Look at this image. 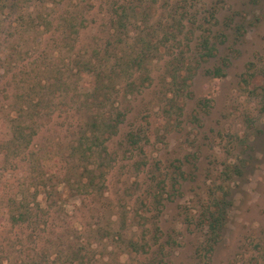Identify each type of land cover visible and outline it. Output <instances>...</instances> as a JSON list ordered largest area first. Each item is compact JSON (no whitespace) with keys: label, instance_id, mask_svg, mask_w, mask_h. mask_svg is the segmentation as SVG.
I'll use <instances>...</instances> for the list:
<instances>
[{"label":"rangeland","instance_id":"1","mask_svg":"<svg viewBox=\"0 0 264 264\" xmlns=\"http://www.w3.org/2000/svg\"><path fill=\"white\" fill-rule=\"evenodd\" d=\"M0 223V264H264V0H0Z\"/></svg>","mask_w":264,"mask_h":264},{"label":"trees","instance_id":"2","mask_svg":"<svg viewBox=\"0 0 264 264\" xmlns=\"http://www.w3.org/2000/svg\"><path fill=\"white\" fill-rule=\"evenodd\" d=\"M134 11V10H133ZM115 22V19L113 20ZM120 20H119V24H120ZM76 34V32H73ZM138 61V60H137ZM90 61H85L81 64V69H82V72L84 73H88L87 75H89L90 77H92V81L90 83V86L92 87V90L91 92L93 94H97V90L99 88V84L103 81V76L101 74V72H96V74L94 73V67H91L90 66ZM221 69L219 68H216L213 70V79H219L221 77V72H220ZM90 73V74H89ZM94 75H93V74ZM30 106V105H29ZM34 107L30 106V110L33 111ZM94 114V113H93ZM118 116L119 117H122V115L120 113H117L116 117L114 118V121L111 122V120H109V118L107 116H105L104 114H97V112L95 113V115H92L90 117V120L89 122H86L85 125L87 128L83 131V132H80V135L79 137H81L82 139L84 140H89V143L90 145H94V146H98V143L102 142L103 140V136H108L111 135V132H115L116 128H117V122H116V119H118ZM21 131L19 130L18 131V134H20ZM87 133V135H86ZM88 136V138H87ZM107 137V138H108ZM128 143L129 144H134L135 141L134 140H137V136H134L132 134H130L128 136ZM93 173L92 170L89 171V174ZM24 214L23 212H21V214H18V215H14V214H10L9 217H5V221H11V223H15L17 221H22L24 219ZM214 226L212 225L211 226V234L213 235V237L211 238V241H214V239L216 238L217 236V229H218V222L217 220H214ZM1 224V223H0Z\"/></svg>","mask_w":264,"mask_h":264}]
</instances>
